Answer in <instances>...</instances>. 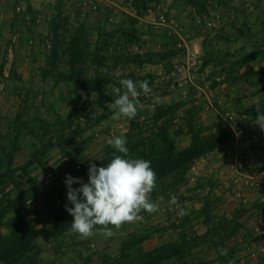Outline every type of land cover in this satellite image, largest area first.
Here are the masks:
<instances>
[{
    "label": "rangeland",
    "instance_id": "obj_1",
    "mask_svg": "<svg viewBox=\"0 0 264 264\" xmlns=\"http://www.w3.org/2000/svg\"><path fill=\"white\" fill-rule=\"evenodd\" d=\"M122 79L152 92L135 118L111 120ZM257 105L264 113V0H0V264H133L156 252L139 242L157 231L160 252L184 264H264ZM159 133L174 153H202L196 172L183 162L156 180L151 200L177 192V204L110 238L71 233L66 177L88 183L90 164L106 167L107 138ZM146 149L127 158L151 159Z\"/></svg>",
    "mask_w": 264,
    "mask_h": 264
},
{
    "label": "clouds",
    "instance_id": "obj_2",
    "mask_svg": "<svg viewBox=\"0 0 264 264\" xmlns=\"http://www.w3.org/2000/svg\"><path fill=\"white\" fill-rule=\"evenodd\" d=\"M121 87L114 89L115 99L108 107L113 110L111 120L136 117L138 112L139 96L141 92L147 95L152 92L148 81L134 82L131 79L119 81ZM156 97L153 103H157ZM256 124L264 130V113L260 112ZM108 121L101 123L104 127ZM109 146L116 151L106 167H96L90 164L88 183L70 175L66 177L67 201L72 207H66L68 214L73 217L70 231L79 239L84 240L94 234V230L105 238L113 235V228L119 230L124 224L142 219V212L153 214L159 211V204L151 200L150 194L156 189V173L151 162L140 158L129 157L126 147L127 140L123 135L106 139ZM122 155H117L116 153ZM73 184L80 187L73 188ZM177 198L172 195L171 204H177ZM183 216L187 213L181 209L178 213ZM221 256H227V249L218 250ZM228 264H235L229 260Z\"/></svg>",
    "mask_w": 264,
    "mask_h": 264
},
{
    "label": "trees",
    "instance_id": "obj_3",
    "mask_svg": "<svg viewBox=\"0 0 264 264\" xmlns=\"http://www.w3.org/2000/svg\"><path fill=\"white\" fill-rule=\"evenodd\" d=\"M136 136V135H135ZM127 144L126 147L128 150H134L136 147H142V145L147 147V153L149 152L152 156L151 159H148L147 155H142V157L145 160H148L151 162L152 169L156 173L157 179L160 176H166L168 173H171L172 171H175L180 168L183 162H193L196 157L200 156L202 153L197 152V148L192 147L189 148L186 151L181 152L180 154L174 153V147L172 145V142L170 141L169 137L163 133H159L155 140H151L149 143H144V138H139L138 136L134 137V139L130 138L129 136L126 137ZM134 141V147H130V145L133 144ZM158 143H160L161 149L156 150L154 146H156ZM114 151L108 150L106 152L105 158L107 159V163L111 161L113 158ZM117 155H122L120 153H116ZM127 158V157H125ZM165 250V251H164ZM156 252L152 254H146V257H142L137 263L133 264H158V262L163 257L171 256L174 252H166L167 249L155 250Z\"/></svg>",
    "mask_w": 264,
    "mask_h": 264
},
{
    "label": "crops",
    "instance_id": "obj_4",
    "mask_svg": "<svg viewBox=\"0 0 264 264\" xmlns=\"http://www.w3.org/2000/svg\"><path fill=\"white\" fill-rule=\"evenodd\" d=\"M197 164H198L197 162L192 163L191 166H190V168H189V172H193V173L196 172ZM190 181L191 182H194V179L191 178ZM190 184H192V183H189V185ZM172 195L177 196L178 193L176 192V193L173 194V193H170V192H165V193H162V194H158V195L155 196L154 202L160 204V202H163L165 199H168V198L170 199ZM176 231H177V229L174 227L171 232L173 233V235H175L176 234L175 233ZM163 233H161V231H157V232L151 234L150 236H146V237H144V238L141 239V242H139V244L141 243L142 246H145L144 244H147L148 245V244H150V243H152L154 241L153 244H155V245L153 246L152 249H154V248L159 249L160 246H163L164 245L162 242H160L161 241V238L159 237ZM198 234H201V233H198ZM176 238H174L173 240H175ZM204 246H205V244H203L201 246V248H202V250L205 251L206 249L204 248ZM196 248L198 249L199 247H196ZM196 248H193V249L195 250ZM193 249L191 248V250L189 252H192ZM236 253H238V249L237 248H236ZM196 261H197V263L195 262V264H212V258L210 256V254H208V256L205 255V256H203L201 258V260H196ZM158 264H184V262H183L182 254L180 252H178V253H175L174 252L171 256L163 257L158 262ZM219 264H227V263L222 261ZM235 264H238V261Z\"/></svg>",
    "mask_w": 264,
    "mask_h": 264
}]
</instances>
